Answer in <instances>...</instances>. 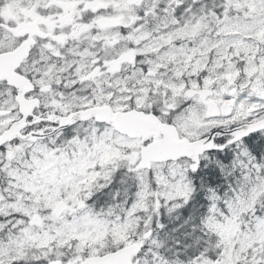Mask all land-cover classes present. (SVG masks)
<instances>
[{
	"label": "snow or ice",
	"instance_id": "obj_1",
	"mask_svg": "<svg viewBox=\"0 0 264 264\" xmlns=\"http://www.w3.org/2000/svg\"><path fill=\"white\" fill-rule=\"evenodd\" d=\"M0 264H264V0H0Z\"/></svg>",
	"mask_w": 264,
	"mask_h": 264
}]
</instances>
